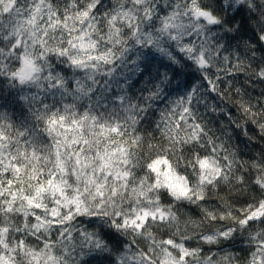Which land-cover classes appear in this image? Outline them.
Masks as SVG:
<instances>
[{
	"label": "snow or ice",
	"instance_id": "obj_1",
	"mask_svg": "<svg viewBox=\"0 0 264 264\" xmlns=\"http://www.w3.org/2000/svg\"><path fill=\"white\" fill-rule=\"evenodd\" d=\"M0 264H264V0H0Z\"/></svg>",
	"mask_w": 264,
	"mask_h": 264
}]
</instances>
